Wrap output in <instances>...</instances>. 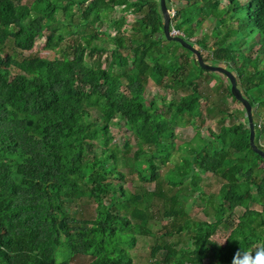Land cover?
Masks as SVG:
<instances>
[{"label": "trees", "instance_id": "1", "mask_svg": "<svg viewBox=\"0 0 264 264\" xmlns=\"http://www.w3.org/2000/svg\"><path fill=\"white\" fill-rule=\"evenodd\" d=\"M166 3L179 5L175 36L235 76L264 151V0ZM39 41L51 57L29 53ZM228 97L241 103L225 74L166 38L160 0H0V264H142L132 249L150 235L148 264H231L264 247V157ZM84 201L92 216L72 211Z\"/></svg>", "mask_w": 264, "mask_h": 264}, {"label": "rangeland", "instance_id": "2", "mask_svg": "<svg viewBox=\"0 0 264 264\" xmlns=\"http://www.w3.org/2000/svg\"><path fill=\"white\" fill-rule=\"evenodd\" d=\"M179 5L175 4L174 6V10L170 11L171 15L173 12H176V8H178ZM130 20V19H129ZM82 32V29L80 31V33ZM178 34H182L180 32H178ZM195 47L199 50V46L197 44H194ZM202 54L204 56H207L208 52L207 50H201ZM33 55H39L42 57H51V51L49 49H46L43 44L41 43V41H39L36 46L33 48L32 52ZM102 62H103V66L106 65V54L103 55V57L101 58ZM202 87H201V91H208L209 89H207L206 87L203 86V81L201 82ZM215 84V80H213L210 83V86H213ZM225 84H227V80L225 79L224 82V86ZM223 86V89H225ZM146 89H147V94L146 97H151L152 94H154L155 92H157L159 90V87L157 85H155L153 83L152 80H149L148 83L146 84ZM206 89V90H205ZM206 91V92H207ZM219 95L220 93L217 91H213L210 94V100L211 102H209V105H213L214 102H216L215 100L219 99ZM230 107L232 108H241L243 109V105L241 103H237L232 101L231 98L228 97L227 99ZM216 106V104H215ZM206 107V101L203 100L202 101V109ZM213 114H212V118L208 117V114H206V117H204L205 119V129H204V133L207 134V126L209 127H216L217 125V117L216 115L218 114V112L216 111V107H213ZM261 110V109H259ZM203 119V118H202ZM236 118H234L235 120ZM230 119L228 118L226 120V122H229ZM203 131V129H202ZM114 132L116 135H118V137L122 138V136L125 134L123 132V130H119L117 127H114ZM196 133V130L193 126H188V127H180L177 129V134L178 137L176 139L177 144L185 141V140H189L191 137L194 136V134ZM134 141V138L132 139ZM261 142L264 143V135L261 139ZM204 184H205V189L207 192H212L213 190H217L218 189V184L213 180V178H211L209 175H206L204 177ZM230 180H234L232 177L230 178ZM146 186H149V188H153V183H145ZM203 185V183H202ZM127 186L130 187L131 184L127 183ZM187 199V201L191 200V195H188L187 197H185ZM72 211L78 215V216H82V217H88V216H92L93 212H94V204L90 201H84V202H79L76 205H72L71 206ZM190 213L192 214V216L198 217V218H204V213L203 211H201L199 208H197L196 206L192 205L189 208ZM157 227H160V225H158ZM214 238L221 242L224 243L225 242V234L223 232H218ZM154 244V237L152 235L147 236V237H139L138 238V243L136 244V246L132 249V253H133V257L136 263H142V264H148L149 263V256H150V248L153 246ZM182 246V245H180ZM72 264H87L90 261L89 257L86 256H82V255H78L75 256L71 259Z\"/></svg>", "mask_w": 264, "mask_h": 264}, {"label": "water", "instance_id": "3", "mask_svg": "<svg viewBox=\"0 0 264 264\" xmlns=\"http://www.w3.org/2000/svg\"><path fill=\"white\" fill-rule=\"evenodd\" d=\"M161 9L164 15V34L168 40H177L179 41L183 46L191 50L199 64L205 68L209 69L211 71H216L225 74L231 83V92L234 95V97L243 104L244 108L246 109L247 116L249 119V128H250V143L253 149L261 154L264 157V151L261 150L254 142L255 138V125L252 117V106L250 105L249 101L243 97L241 91L238 89L236 84L235 76L229 71L224 65H213L208 62H206L201 54V52L195 47V45H192L188 43L183 37L181 36H175L172 34V30L170 29V20H171V13L170 10L167 7L166 0H160Z\"/></svg>", "mask_w": 264, "mask_h": 264}, {"label": "clouds", "instance_id": "4", "mask_svg": "<svg viewBox=\"0 0 264 264\" xmlns=\"http://www.w3.org/2000/svg\"><path fill=\"white\" fill-rule=\"evenodd\" d=\"M231 264H264V247L256 248L251 254L237 249Z\"/></svg>", "mask_w": 264, "mask_h": 264}, {"label": "built area", "instance_id": "5", "mask_svg": "<svg viewBox=\"0 0 264 264\" xmlns=\"http://www.w3.org/2000/svg\"><path fill=\"white\" fill-rule=\"evenodd\" d=\"M171 16H175V12H173ZM172 34H173V35H179V34H178V31H176V30H174V29L172 30Z\"/></svg>", "mask_w": 264, "mask_h": 264}]
</instances>
